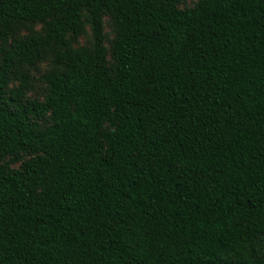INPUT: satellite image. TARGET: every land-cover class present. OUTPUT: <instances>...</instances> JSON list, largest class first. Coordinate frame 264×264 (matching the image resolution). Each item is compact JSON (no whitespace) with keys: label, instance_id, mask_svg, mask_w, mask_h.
I'll list each match as a JSON object with an SVG mask.
<instances>
[{"label":"trees","instance_id":"1","mask_svg":"<svg viewBox=\"0 0 264 264\" xmlns=\"http://www.w3.org/2000/svg\"><path fill=\"white\" fill-rule=\"evenodd\" d=\"M179 4L0 0V264H264V0Z\"/></svg>","mask_w":264,"mask_h":264},{"label":"rangeland","instance_id":"2","mask_svg":"<svg viewBox=\"0 0 264 264\" xmlns=\"http://www.w3.org/2000/svg\"><path fill=\"white\" fill-rule=\"evenodd\" d=\"M200 0H180L179 8L180 9H191L194 8ZM44 24L42 23H33V22H24L22 24L16 25L13 27V32L7 40L0 38V50L1 48H11L16 40H26L33 34H42L44 32ZM105 36H106V45L110 47L114 37L115 30L112 21L106 17L105 19ZM92 31L91 25L86 20L85 21V33L75 39L72 45L75 48L78 47H87L92 43ZM1 52H0V61H1ZM110 58V57H109ZM53 68L52 55L41 59L35 66H22L18 70L19 72L25 71L30 74L33 78L32 87L28 90L25 95V100L27 101H43L47 96V85L45 83L44 77L48 74ZM19 85L18 77L11 76L8 89H15ZM48 120L43 121V124H47ZM20 164H14L13 167L18 168Z\"/></svg>","mask_w":264,"mask_h":264}]
</instances>
